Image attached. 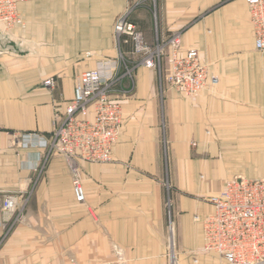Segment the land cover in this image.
<instances>
[{
    "label": "crops",
    "instance_id": "obj_1",
    "mask_svg": "<svg viewBox=\"0 0 264 264\" xmlns=\"http://www.w3.org/2000/svg\"><path fill=\"white\" fill-rule=\"evenodd\" d=\"M24 26L0 29V264H223L203 243L208 198L233 177L264 174V52L254 47L244 0H22ZM126 15L146 40L179 33L218 83L191 98L138 66L113 97L123 122L111 161L20 148L11 133L48 136L77 77L113 58ZM134 63L132 44L122 43ZM90 52V56L85 53ZM168 62L162 60V73ZM52 77L46 87L43 80ZM73 163L84 201L72 191ZM16 211L1 209L4 194ZM174 260V261H173Z\"/></svg>",
    "mask_w": 264,
    "mask_h": 264
},
{
    "label": "built area",
    "instance_id": "obj_2",
    "mask_svg": "<svg viewBox=\"0 0 264 264\" xmlns=\"http://www.w3.org/2000/svg\"><path fill=\"white\" fill-rule=\"evenodd\" d=\"M22 0H0V29L9 31L23 27L19 11ZM248 7L254 47L264 52V0H244ZM117 54L113 58H99L93 68L85 69L77 77L72 98L62 114L55 112L48 136L35 132L11 133V142L20 148H42L61 155L71 162L79 158L88 162H110L112 147L117 141L123 122V110L113 97L125 79L132 80L134 70L144 66L156 71L159 82L187 97H197L215 86L218 78L202 62L194 47L183 48L179 33L160 38L155 35L148 42L143 32L126 15L118 18L113 27ZM122 43H131V53L137 61L128 66L121 51ZM90 56V52L85 53ZM168 67L162 73V60ZM42 84L52 87V77ZM40 156L31 167L37 170ZM72 191L77 202L84 201V191L73 163ZM211 211L195 217L201 223L203 243L200 253H214L223 264H264V174L258 178L233 177L222 189L209 196ZM17 201L14 194H4L1 209L13 213ZM169 247L173 245L172 226ZM173 257V255H172ZM173 259V258H172ZM172 261V260H171ZM197 260L195 259V262ZM173 264H176V262Z\"/></svg>",
    "mask_w": 264,
    "mask_h": 264
},
{
    "label": "rangeland",
    "instance_id": "obj_3",
    "mask_svg": "<svg viewBox=\"0 0 264 264\" xmlns=\"http://www.w3.org/2000/svg\"><path fill=\"white\" fill-rule=\"evenodd\" d=\"M133 61H137V59H136V57H134V60ZM162 62V61H161ZM131 64L132 63H128V66H131ZM47 154H52L51 152H49L48 150H45L44 151V153H43V155H39L40 157H41V159L43 160L44 159V157L47 155ZM42 164H43V162H42ZM42 164H40L39 165V167H38V169L36 170V172H40L42 169ZM41 169V170H40ZM17 212V214H16V216H15V218H14V221L15 220H19V219H21L22 218V212L21 211H16V209H15V211L13 212L14 214ZM176 246L174 245V243H173V245L171 246V248H170V250H171V254H173V257H174V255H177L176 254V248H175ZM197 256V250H193V251H191L190 253H188L187 254V257H188V259L190 258L191 259V261H195V257ZM171 260H172V256H171ZM174 261V260H173ZM175 262H176V258H175ZM171 264H173V262L171 261ZM178 264V263H177Z\"/></svg>",
    "mask_w": 264,
    "mask_h": 264
}]
</instances>
